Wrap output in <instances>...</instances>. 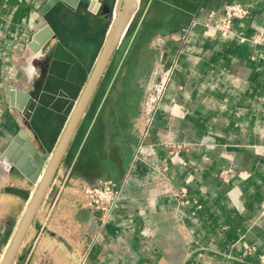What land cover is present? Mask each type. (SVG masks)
Wrapping results in <instances>:
<instances>
[{
    "label": "crops",
    "instance_id": "crops-1",
    "mask_svg": "<svg viewBox=\"0 0 264 264\" xmlns=\"http://www.w3.org/2000/svg\"><path fill=\"white\" fill-rule=\"evenodd\" d=\"M47 1L0 0V201L7 183L24 200L28 185L37 188L4 153L19 132L39 156L52 152L91 76L117 3L81 0L73 8L61 1L43 15ZM139 2L119 65L105 72L64 158L68 167L59 169L44 199L53 212L67 181L109 179L125 184L121 203L103 224L84 200L70 201L63 221L68 235L40 238L29 253L35 254L31 264H260L264 45L223 37L204 25L209 14L220 16L239 2L251 13L236 22V32L264 35V0ZM48 27L52 33L36 50L37 36ZM124 65L143 76H119ZM157 67L173 70L167 89L149 118L140 117V109L133 119L121 100L135 97L138 108L139 83H150L153 74L155 82ZM20 92L31 96L26 104ZM95 99L101 104L91 110ZM146 129L152 131V155L146 147L139 151ZM27 140L18 147L23 154ZM165 141L181 148L171 154Z\"/></svg>",
    "mask_w": 264,
    "mask_h": 264
},
{
    "label": "water",
    "instance_id": "water-1",
    "mask_svg": "<svg viewBox=\"0 0 264 264\" xmlns=\"http://www.w3.org/2000/svg\"><path fill=\"white\" fill-rule=\"evenodd\" d=\"M61 1L67 3L73 8H76L81 2V0H48L43 8V15L47 14L51 8ZM139 1L140 0H117L116 6L112 11V21L103 48L95 63L91 76L89 77L80 98L73 107L52 153L39 156L36 153L34 146L29 140H27L24 132H19L18 136L13 140L4 153V156L11 160L16 168L23 172L24 175L28 176L31 182L37 184V188L27 203L24 215L21 218L7 252L0 264H15L44 202L47 192L63 163L70 144L87 112L94 94L111 63L114 54L120 48L130 31L139 8ZM46 29L47 33H42L36 38L38 42L36 50L40 48L42 49L45 46L48 36L52 33L49 27ZM154 78L155 76L153 74L150 82L151 84L155 83ZM20 95L23 96V103L25 104L31 97L29 94L23 92H20ZM25 104H22L21 109L25 107ZM24 139L27 140V144L24 147L26 152L23 154L22 150H18V147L19 145H23ZM20 153L23 154L22 158L19 156ZM31 156H34L36 160L31 162V166L26 167Z\"/></svg>",
    "mask_w": 264,
    "mask_h": 264
},
{
    "label": "rangeland",
    "instance_id": "rangeland-1",
    "mask_svg": "<svg viewBox=\"0 0 264 264\" xmlns=\"http://www.w3.org/2000/svg\"><path fill=\"white\" fill-rule=\"evenodd\" d=\"M134 21H133L132 26L130 28V31H129L130 33L133 32V30L135 28L137 18H135ZM130 33H128L124 42L121 44L120 48L114 54V56L111 60V63L107 69L106 74H109L114 68L118 67L119 62H120L121 53L123 52V49L125 48L127 42H129V40L132 36V34L130 35ZM129 67L131 69L133 68V72L128 74V76H132L134 79H137L139 77V75L141 74V71H139V68H136L133 66H129ZM129 67H127V69ZM124 68H126V66ZM124 68H123L122 73L118 74L119 76L121 74L127 75V72H126L127 70L125 71ZM141 76H143V74H141ZM133 85H135V83ZM146 86H147V82L146 83L145 82L139 83V88H140L139 89V94H140L139 103L140 104H139L138 108H137V103L135 101V97L133 100L134 103L132 102V99H130V97H129L128 102L126 99L124 101L121 100V103L124 105L125 108L129 107V110L132 113L133 119H135L136 113L140 109H141L140 117H141V115H143V113H145L144 112V109H145L144 102H145V98L147 96ZM124 97H126V95ZM100 104H101V100L99 101L97 99L92 104L91 110H93V108H95V107H99ZM117 105L118 106L120 105L119 100H118ZM116 112H118L117 109H116ZM144 115L146 116V114H144ZM135 122H136V120H135ZM128 124L133 125L135 123L130 121ZM132 136L134 137L133 133H132ZM55 143L57 144V142H55ZM56 144H54L53 147L51 148L52 151L54 150ZM63 167H68L67 166V160H65V159L63 160V163H62L60 169H62ZM79 184L80 183H77V185L76 184L72 185L70 181H67L66 188H65L67 191H65V193H63L61 195V198H60L61 204L59 202L58 203L59 206L55 207L53 212H52V210L50 212L48 211L47 208H48L49 202L47 200L44 201L45 207H43L41 209V211L39 212V214H37L35 222H34L32 228H31V230H30V232H29V234H28V236H27V238L23 244L22 250H21L19 256L17 257L15 264H31L32 263L33 259L35 258V254L33 253V255L30 256L29 253L32 251L34 245L36 244V242L40 238H44V237L48 238L50 236H55L56 234H59V235L65 236V237L68 235L67 229L65 226V222H63V221H66L68 219V216L71 214L70 211L68 210L69 208H68L67 204L70 201L73 202L76 200L77 201L78 200L79 201L84 200V195H83V192L81 189V185H79ZM7 186H8V189L6 190V194H4V196L2 197V199L0 201V203H1L0 204V239H1V242H0V262L3 259V257L5 256V253L7 252L9 244L13 238V235H14V233H15V231H16V229H17V227L21 221L22 216L24 215L27 203H28L31 195L33 194V192L36 189V185L35 186H29L28 185L27 191L30 194H28V198L26 200H24V199H21L20 197H18L16 194H14L15 190L9 191V188L14 189V188H18V187L13 188L8 183H7ZM20 188H23V187L20 186ZM50 197H51V195H49V198ZM50 248H51L50 242L44 244V250H50ZM29 257H30V259H29ZM27 259H29V260H27Z\"/></svg>",
    "mask_w": 264,
    "mask_h": 264
},
{
    "label": "built area",
    "instance_id": "built-area-1",
    "mask_svg": "<svg viewBox=\"0 0 264 264\" xmlns=\"http://www.w3.org/2000/svg\"><path fill=\"white\" fill-rule=\"evenodd\" d=\"M250 13V8L243 3H232L225 6L220 16H217L215 13L209 14L204 26L210 30L218 32L223 37L237 36L242 43L251 42L255 45H264L263 34H258L254 38H248L236 32V22L244 20L250 15ZM162 67H164V65H162ZM155 74H157V80L155 83L151 84L148 82L146 86L147 96L145 101L146 99L150 101V107L146 108L144 104V112L148 118L164 95L173 74V70L171 68H163L161 70L157 67ZM148 118L147 124L151 121ZM152 137V131L146 129L142 135V144L139 148L140 152L146 147V152L148 153L149 148L152 147ZM165 145L171 154L181 148V146L171 144L169 141H165ZM148 154L152 155V153ZM158 168L160 169L161 167ZM79 185H81L86 207L90 209L93 214L100 213L101 218L99 220H101L103 224H107L113 219L116 214V208L121 203L125 184L117 183L109 179H99L92 182H82ZM185 191L186 190L183 189L182 192H175V194L180 197L185 194ZM248 251L251 253L254 249L252 248ZM259 262L260 264H264V255L260 257Z\"/></svg>",
    "mask_w": 264,
    "mask_h": 264
},
{
    "label": "trees",
    "instance_id": "trees-1",
    "mask_svg": "<svg viewBox=\"0 0 264 264\" xmlns=\"http://www.w3.org/2000/svg\"><path fill=\"white\" fill-rule=\"evenodd\" d=\"M129 33H130V32H129ZM131 34H132V32L130 33V35H131ZM124 66H125V65H124ZM123 68H124V67L121 68V71L119 72V74L122 73ZM126 72H127V76H128V74H130L131 72H133V68L131 69V68L129 67V68L127 69Z\"/></svg>",
    "mask_w": 264,
    "mask_h": 264
},
{
    "label": "bare ground",
    "instance_id": "bare-ground-1",
    "mask_svg": "<svg viewBox=\"0 0 264 264\" xmlns=\"http://www.w3.org/2000/svg\"><path fill=\"white\" fill-rule=\"evenodd\" d=\"M149 88H150V86H149ZM144 104H145L146 108L150 107V101L148 99H146Z\"/></svg>",
    "mask_w": 264,
    "mask_h": 264
}]
</instances>
